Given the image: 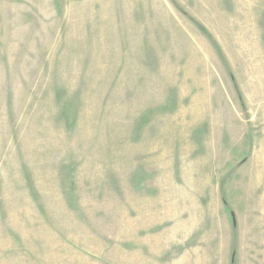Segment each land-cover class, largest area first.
I'll list each match as a JSON object with an SVG mask.
<instances>
[{"label": "rangeland", "instance_id": "rangeland-1", "mask_svg": "<svg viewBox=\"0 0 264 264\" xmlns=\"http://www.w3.org/2000/svg\"><path fill=\"white\" fill-rule=\"evenodd\" d=\"M0 264H264V0H0Z\"/></svg>", "mask_w": 264, "mask_h": 264}]
</instances>
